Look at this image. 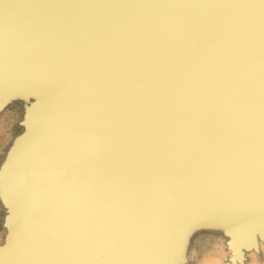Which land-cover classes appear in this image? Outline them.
<instances>
[{
    "label": "water",
    "instance_id": "obj_1",
    "mask_svg": "<svg viewBox=\"0 0 264 264\" xmlns=\"http://www.w3.org/2000/svg\"><path fill=\"white\" fill-rule=\"evenodd\" d=\"M0 264H264V0H0Z\"/></svg>",
    "mask_w": 264,
    "mask_h": 264
},
{
    "label": "bare ground",
    "instance_id": "obj_2",
    "mask_svg": "<svg viewBox=\"0 0 264 264\" xmlns=\"http://www.w3.org/2000/svg\"><path fill=\"white\" fill-rule=\"evenodd\" d=\"M263 248V247H262Z\"/></svg>",
    "mask_w": 264,
    "mask_h": 264
},
{
    "label": "rangeland",
    "instance_id": "obj_3",
    "mask_svg": "<svg viewBox=\"0 0 264 264\" xmlns=\"http://www.w3.org/2000/svg\"><path fill=\"white\" fill-rule=\"evenodd\" d=\"M255 259V258H254Z\"/></svg>",
    "mask_w": 264,
    "mask_h": 264
}]
</instances>
